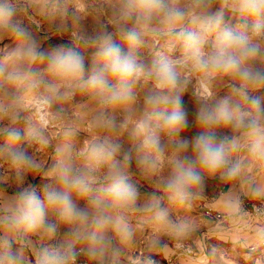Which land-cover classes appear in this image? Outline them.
<instances>
[{"label": "clouds", "instance_id": "clouds-1", "mask_svg": "<svg viewBox=\"0 0 264 264\" xmlns=\"http://www.w3.org/2000/svg\"><path fill=\"white\" fill-rule=\"evenodd\" d=\"M34 8L67 43L43 51ZM5 40L0 264H168L161 237L191 252L195 225L163 204L191 208L208 181L229 186L218 203L232 226L256 221L232 243L264 248V0H0ZM78 95L94 105L81 147L66 119ZM48 149L51 164L37 158ZM133 165L153 178L147 199ZM138 214L155 226L147 255L131 252Z\"/></svg>", "mask_w": 264, "mask_h": 264}, {"label": "rangeland", "instance_id": "rangeland-1", "mask_svg": "<svg viewBox=\"0 0 264 264\" xmlns=\"http://www.w3.org/2000/svg\"><path fill=\"white\" fill-rule=\"evenodd\" d=\"M86 2L90 6L94 4V0H86ZM30 15L37 24L42 23L38 8H34ZM20 18L23 20L22 26L26 31L33 34L37 33V28L28 18L23 16ZM54 34L55 28L51 21L42 23V27L39 29L38 39L43 43V51L48 52L58 44L67 43L66 39L53 38ZM5 45H8V47H5ZM10 47H12V45L9 44L7 40H5L3 44H0V58L8 52ZM186 104L191 112L192 104L188 98H186ZM93 107L94 105L91 101L79 95L76 98V102L66 106V119L77 123L81 129L79 136L74 141L77 147H81L83 140L92 134L89 132L87 136L85 135L87 131V123ZM189 118L191 119V116ZM62 123V121L57 122L56 127L50 129V133L54 137L52 140L53 145L59 142V137H56L55 134L62 126ZM196 134L197 133L193 128H189L185 137L191 139ZM2 147L3 144L0 143V148ZM31 152L32 150L30 149V154ZM51 155L52 150L48 149L37 153V158L51 164ZM133 171V183L137 187L141 199H147L155 191L153 178L142 176L136 171L135 165H133ZM10 175L11 173L6 162L3 160V157L0 156V182H6ZM224 185L225 184L208 181L207 193L200 200L196 201L191 208H174L170 207L167 201L164 202L163 206L170 208V218L173 222H176L179 219H187L195 225V230L187 239H185L192 242L195 246V253L191 256L179 254L178 251H176L175 243L177 241L175 238L169 236L161 237L162 241L169 245V251L171 252L170 255L173 256L174 254L173 260L177 257L180 259H191L198 262V264H255L260 251H264V248L258 249L257 254L250 257L245 254L246 249L243 246L240 244H233L232 240L226 237H219L215 232V228H217L216 226L221 220L208 216L206 214V209L208 206L214 205V202L219 197L220 193L225 190L223 188ZM132 223L137 229L135 241L139 244V247L147 250L148 237L155 230V226L148 223L147 217L139 214L132 218ZM161 255H164V253H161Z\"/></svg>", "mask_w": 264, "mask_h": 264}, {"label": "crops", "instance_id": "crops-1", "mask_svg": "<svg viewBox=\"0 0 264 264\" xmlns=\"http://www.w3.org/2000/svg\"><path fill=\"white\" fill-rule=\"evenodd\" d=\"M228 187H229L228 185H224L223 188L225 190L222 191V192H227L228 191ZM212 207H215V208H217V209H219L220 211L223 212L222 207L218 203V198L216 199V201L214 202V205ZM221 222L222 221H220L219 224ZM255 223H256V221H255V219H253V220H250V221L242 222V223H240V224H238L236 226H232L229 221H223L222 227L224 229H228V230L227 231H221L218 228H215V232L217 233V235L219 237H226V238H228V239L233 241V239L236 238L237 236H239V237H247L248 235H250L248 229H249L250 226L254 225ZM136 251H144V252L148 253V251L146 249H144L142 247H139V244L135 241V244L132 247L131 252L134 253ZM170 253L171 252L168 251L166 254L164 253V255L156 256L158 258V262H159V260L161 258H167L168 261L173 260L174 254H173V256H171ZM176 258L173 260L174 264H198V262H195L194 260H191V259H184V258H182V259L177 258L176 259Z\"/></svg>", "mask_w": 264, "mask_h": 264}, {"label": "built area", "instance_id": "built-area-1", "mask_svg": "<svg viewBox=\"0 0 264 264\" xmlns=\"http://www.w3.org/2000/svg\"><path fill=\"white\" fill-rule=\"evenodd\" d=\"M206 214L214 219H217V220H221V221H227L225 218H224V213L222 211H220L219 209L215 208V207H212V206H208L207 209H206ZM183 243L185 244V248H188L190 247L191 248V252H187L185 251L184 249H180V250H177L179 254H183V255H187V256H191L195 253V246L192 242H190L189 240H184ZM138 252V251H136ZM134 252V253H136ZM145 254H149V253H146ZM155 259H157L158 261V258L155 256L154 257ZM169 264H174L173 263V260H170L168 261Z\"/></svg>", "mask_w": 264, "mask_h": 264}]
</instances>
